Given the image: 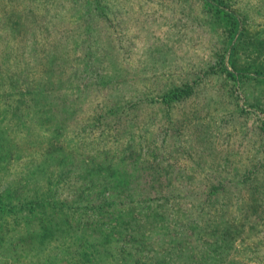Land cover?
<instances>
[{
  "label": "rangeland",
  "instance_id": "374dc122",
  "mask_svg": "<svg viewBox=\"0 0 264 264\" xmlns=\"http://www.w3.org/2000/svg\"><path fill=\"white\" fill-rule=\"evenodd\" d=\"M0 132L7 205L55 195L91 235L134 213L189 246L202 225L203 264H264V0H0ZM0 217V264L73 257L60 229L41 242Z\"/></svg>",
  "mask_w": 264,
  "mask_h": 264
},
{
  "label": "trees",
  "instance_id": "16d2710c",
  "mask_svg": "<svg viewBox=\"0 0 264 264\" xmlns=\"http://www.w3.org/2000/svg\"><path fill=\"white\" fill-rule=\"evenodd\" d=\"M188 92L189 89L187 86L176 88L166 93L163 100L165 102L177 100L185 97ZM16 110L19 111V114L16 116L14 113L15 117L19 118L20 122L23 121V117L25 115L24 111H22L19 106ZM1 133L2 132H0V135ZM5 141L6 140H2L0 142V150L2 152L7 151ZM41 169V166L37 167V174ZM126 173L128 172L125 170L118 178H122L120 181L123 183V186L130 183L128 182L127 177L124 176ZM9 196V194L4 197L0 196V212L7 208L8 210L22 216V219L26 221L27 230H29L27 235L30 238L32 237L33 240L38 239V241L45 242L47 240V236L50 237L53 235L52 233H58L56 232L57 229H60L64 232V234L72 237V242L74 244L73 249L68 251V248L66 247L65 251L67 254L72 253V256L75 259H73V257L67 259L65 257L58 256V254L61 253L58 251L52 256L47 255L44 262L41 264H57L60 262L61 257L67 260L69 264H92L90 262L91 258L94 256V249L92 248V245L96 246L95 250L98 253L105 251L111 256V258H109L110 264H203L202 259L194 257L195 254L193 253L196 249L195 247L201 246V243H203L205 239L204 226L202 225L197 227V230L194 232L196 240L200 241L199 246H189L187 244L181 245V240L189 234V230L185 229L184 226H181L178 230L162 227L163 229H155L152 231V234L147 236V232H144L146 225L141 223L137 218V215L134 213H131V217L133 219L131 224H128L129 226L127 225L128 228L126 226L127 229H120V224H118L119 229L117 230L118 218L113 222V224L110 222L105 223V221H101L100 223L99 221L94 223V227H92V229H96L97 232H93L95 234L91 235L90 232L85 229L87 227H84L83 224L76 225L75 222H70L69 214L66 212V210L70 207L68 205L70 202L68 199H58L55 195H49L48 197L43 194L42 196L36 195L33 198L25 195L23 199H20L15 203L12 201V205H7L11 201ZM5 199H7V201ZM98 208H101V205ZM38 212H40V215ZM152 214L154 215V213L150 212L148 216L152 218ZM35 218L39 219L38 228L35 227L38 225H33ZM147 220L149 221L148 218ZM0 223L2 225L6 223V220L0 217ZM102 225L107 228V231H105L104 234L100 231L102 229ZM123 230L125 231L123 232ZM116 236L117 238L114 239ZM149 237L159 240L160 243H163L164 248L161 247L158 251H154L152 250V245L150 244L145 246L142 243L139 245L134 242L137 240H144V238L148 239ZM102 238L103 240L107 238V240H111V242L104 245L99 240ZM132 238H134L133 242L131 241ZM38 244L37 253L43 250V247H41L42 245L40 243ZM141 245L143 247H141ZM199 249H201V247ZM79 253H81L80 257L77 256ZM95 264L100 263L97 262Z\"/></svg>",
  "mask_w": 264,
  "mask_h": 264
}]
</instances>
